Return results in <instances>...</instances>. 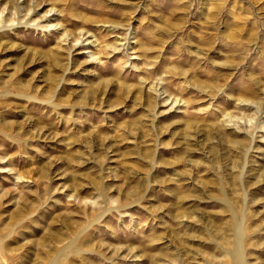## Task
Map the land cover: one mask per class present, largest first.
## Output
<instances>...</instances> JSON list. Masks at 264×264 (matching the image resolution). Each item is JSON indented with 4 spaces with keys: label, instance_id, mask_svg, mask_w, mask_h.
I'll return each instance as SVG.
<instances>
[{
    "label": "rangeland",
    "instance_id": "obj_1",
    "mask_svg": "<svg viewBox=\"0 0 264 264\" xmlns=\"http://www.w3.org/2000/svg\"><path fill=\"white\" fill-rule=\"evenodd\" d=\"M0 264H264V0H0Z\"/></svg>",
    "mask_w": 264,
    "mask_h": 264
}]
</instances>
